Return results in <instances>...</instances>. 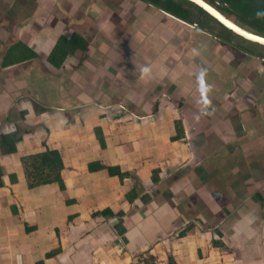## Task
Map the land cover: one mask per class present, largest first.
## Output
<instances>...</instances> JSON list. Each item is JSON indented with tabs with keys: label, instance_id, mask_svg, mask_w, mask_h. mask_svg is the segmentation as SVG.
Returning a JSON list of instances; mask_svg holds the SVG:
<instances>
[{
	"label": "crops",
	"instance_id": "obj_1",
	"mask_svg": "<svg viewBox=\"0 0 264 264\" xmlns=\"http://www.w3.org/2000/svg\"><path fill=\"white\" fill-rule=\"evenodd\" d=\"M74 2L80 9L85 4L86 13H95L98 22L106 23L107 16L116 12L112 29L128 41L125 48L113 53L119 58L116 64L111 60L117 68L115 75L102 78L103 83L113 89L111 95L100 88L94 98L72 101L67 98V81L74 80H68L67 74L58 75L62 66L52 65L53 68L44 70L47 75L40 70L31 73L33 67H30L23 72L26 77L21 74L11 81L16 85L28 83L19 85L20 92H14L11 84L5 87V97H16L17 108L12 107L8 112L9 105L6 108L5 99L0 100L1 111L8 112V116H0V126L4 124L0 134L16 130L21 139L15 153L0 152V264H137L138 258L147 260L149 257L163 262L171 260L172 264H264V190L261 189L263 193L253 190L251 194L256 201L251 202V196L245 195L241 186L247 180L252 181L251 185L264 184L262 134L253 143L249 141L242 146L244 150L252 146L255 151L257 149V169L244 168L245 176L241 175L238 183L216 170L209 173L210 180L206 182L208 178L197 177L200 176L199 162L192 166L196 168L192 172L193 168H181L173 159L176 155V159H182L179 154L184 149L173 150L174 146L176 148L173 143L184 137L171 142V137L168 141L167 135H156L149 126L150 121H177L179 108L164 110L170 98L164 97L168 84L163 85V81L177 88L183 83L180 84L176 76L192 82L191 78L197 77L202 69L207 71L200 67L197 73L193 68L194 57L199 54L195 44L203 40H194V32L196 36L201 31L196 26L177 23L140 0H107L108 5L102 0ZM90 19L89 25L95 30L97 24ZM85 24L88 23L82 21V26ZM185 30L192 33L190 39L183 38ZM180 36L184 39H178L183 49L179 51L181 54L169 51L168 43ZM205 36L215 37L209 33ZM122 54L125 55L121 57ZM208 57L209 53H205L202 58L206 61L201 62L208 63ZM224 57L218 56L219 60ZM89 63L86 70L90 72ZM145 67L150 69L148 74L142 71ZM209 70L212 74L210 65ZM76 73L80 78L84 68ZM208 76L206 74L205 81ZM97 81L98 76L87 87L89 91L97 89ZM196 82L198 84V80ZM39 83L52 86L57 92L50 95L40 91L41 96L36 93ZM30 86L36 95L29 90ZM76 88L80 89L78 85ZM115 88L118 90L114 91ZM176 88L175 94L184 99L187 93ZM189 89L191 92L193 86ZM155 96H160L159 101L155 100L152 105L145 99ZM34 103L48 110H35ZM159 103L162 107H158ZM130 104L134 108L129 107ZM195 109L192 115L194 113L196 132L204 117L201 108ZM11 115L16 118L9 119ZM127 126L131 128L126 130ZM97 129L101 130L105 141L102 148L96 136ZM245 129L246 137L256 135L255 129L249 126ZM129 131L131 134L125 135ZM223 132L224 129L217 127L213 133L221 135ZM45 150H57L61 156L62 188L56 183L27 187L21 159ZM225 150L226 145H214L211 158L214 161L220 155L224 159L231 158L228 152L232 150L228 149L227 154ZM217 163L219 165V161ZM93 165L98 166L97 169ZM103 167L105 169H101ZM107 168H117L120 174L109 175ZM209 169L215 168L211 165ZM155 171L156 182L153 180ZM218 181L229 187L227 194L218 192L215 184ZM202 182L207 183V189ZM197 195L200 198L210 196V199L199 203L195 201ZM224 196L236 202L234 207H230L229 202L218 203L215 211L221 219L213 224L207 220L210 211L214 213L208 201L218 197L223 200ZM244 203L251 206V214L245 213ZM194 219L198 222H193ZM197 226L206 230L198 233Z\"/></svg>",
	"mask_w": 264,
	"mask_h": 264
},
{
	"label": "rangeland",
	"instance_id": "obj_2",
	"mask_svg": "<svg viewBox=\"0 0 264 264\" xmlns=\"http://www.w3.org/2000/svg\"><path fill=\"white\" fill-rule=\"evenodd\" d=\"M69 1L70 0H0V60L4 50L7 47H9L12 43L18 40H22L28 46L33 48L35 52L38 54V57L33 61H29L21 65H15L7 68H0V100L5 99L7 103L6 108H8L9 105V108L7 109L8 112L11 110L12 107L15 109L17 108L15 101L16 97L14 96L10 98L5 97L6 94L5 87L10 86L11 84V86L13 87L12 90L14 92L16 93L17 91L20 92L22 90L21 86L28 83L22 82L16 85L14 82L13 83L10 82L13 81L14 79L20 78L21 74L22 77H26L23 72H25V70L27 69H30V67H33L31 73L38 72V70H40L41 73L47 75V73H45L44 70L47 71L48 67L53 68L51 64L49 65V62L47 60L48 56L52 50V46L56 43V40L59 39L60 37L65 39H70L76 35L77 37L84 39V41L86 42V48L83 51H76L75 54L72 56H68L63 61V63H61L60 67L61 66L62 67L61 69H59L60 71H57L60 72L58 73V75L67 74L68 80H74L73 82L67 81V98H70L72 101H76L77 99L83 97L94 98L97 96V93L100 90V88L102 92H107L108 95L112 92L113 89L111 90L107 84L103 83L102 78L105 77V75H107L109 78L112 75H115L117 68L113 67V65L111 64V60H113L114 62L113 64H116V60H118L119 58H117L116 55H113V53L118 52L119 49L125 48V45L128 41V38H124V36L118 33V31L112 29V27H114L113 24L115 23L114 18L116 16V12L114 14H110L107 16L106 23H103L102 21L98 22L95 13H93L94 16L92 14L86 13L85 4H83V7L80 9L75 6V2H74L75 0L71 1V5L68 4ZM106 1L107 0H102V3L108 5ZM206 1L209 3L211 2L210 0H206ZM220 1H222V4L216 2L214 3L211 2L210 4L235 25H239L242 28H245V30L249 32H253L256 35L264 37V35L256 31L254 27L250 26L251 23H254V25L259 27L260 29L264 28V0H229V1L220 0ZM90 17L97 24L96 28H94L95 30H92L91 26L89 25V23L91 22ZM202 19L203 20L201 21V23L200 21H198L199 23L198 25H196V27L198 26L197 28L201 31L200 33L201 36L200 35L195 36L196 33L194 32V40L195 39L198 40L197 38L203 39L199 42L197 41L195 44L196 51L199 54L195 55L194 57L195 62L193 68H195L197 72L198 71L200 72L201 70L200 69L201 66L199 65V62H201V60L203 62L206 61L205 59L202 58V56L205 53H209V57L207 59L208 65L215 67V65H213V62L210 61L215 58L214 57L215 53L213 52V50H210V48L212 46L217 47L215 41L205 36V34L207 33L202 31L200 28H204L206 31H208L209 35L211 34L212 36L217 35L218 38L227 39L229 41V44L238 47V49L231 48L228 50V47L224 46L220 51L219 54L226 56L225 57L226 63L219 60V58L216 59V63L217 61H220L218 62V66L219 65L233 66L232 74L223 77L217 74L218 70H216V73L215 74L212 73V76L209 77L210 80L206 81L208 85L212 84L211 88L213 86L215 87V89L211 90L213 94L209 98L208 95H210L211 92H208L206 97L200 95L202 99L200 101L201 104L199 105L200 106L202 105L203 107L202 114L204 119L202 120L203 122L198 126V128H196L197 129L196 132L194 131L195 128V126L193 125L194 113L192 115V112L196 111L195 108L198 106L194 104L193 95L194 97L199 96L201 91L200 84L198 83V86L193 92V89L195 88V83L188 82V80L182 81V78L179 77V75L176 76L178 77L179 83L180 84L185 83V84L181 86L176 85L177 88L175 86L170 87L169 83L163 81V85L166 86L168 84V88H167L168 93L164 94V97L168 99L170 98V103L166 105L165 107L166 109L164 110L170 111L173 107L179 108V112L177 114L176 119L177 121L180 122L182 121L181 123L183 126V133H184V139H182V141L173 143L174 145H176V148L174 146L173 150L176 149V151H178L179 147L184 149L179 154V156H183V157L182 159L179 158L176 159L177 156L176 155L173 156V159L175 160V162H177L178 165L180 164L181 168H187L188 166H190V170L199 162L200 165L197 166L200 167V176L197 175L198 178L202 176L208 178L209 173L218 170L220 172H223L224 175H227V178L229 180L234 181V183H238L239 177L241 175L245 176L244 168H246V170L251 169V171L255 170V168L257 169L255 165V161H256L255 152L258 153L257 149L255 151V147L252 146L251 147L252 149L244 150L242 146L249 141L250 144L253 143V140L258 135L262 134L261 138L264 137V109H261V112L253 113V114L263 113V115L261 116L262 119L256 115H253L256 117L253 118L252 122H248L246 121L247 118L250 116L248 110L252 107L253 104L252 105L248 104L246 106H243L244 107L243 109L240 108L241 112L238 113L237 116V111L236 112L234 111L235 107L233 108V106L237 105L238 103L237 101H232L231 103L232 107L230 109L236 115L235 118V115H231L230 109L224 110L221 109V106H218L221 100L220 99L221 97L218 95V88L224 87L225 85L230 86L234 83H236L237 86H241L240 83L242 81L236 75L244 74V72L242 71L243 68L246 69L247 72L248 71L247 66H255V68L252 67L254 69L251 70L250 69L251 67H249L250 70L248 71L246 78H248L249 80L253 79L255 81L256 77L254 75H258L261 72L262 78H260V80L261 79L264 80V72L263 71L257 72V66L259 65V63L252 62V60H249V58L247 59L246 56H243L241 54V50H240V48H242V50L245 51H249L252 53L254 52L259 55H264V47L251 43L244 39H240L227 32H224L221 28H218L217 24L214 21L207 20L205 19V17ZM82 21H86L88 24L82 26ZM101 30H104V32L101 33L100 32ZM191 36L192 33L187 32L185 30V34L183 38L190 39ZM183 38H181L180 36L177 39H172V41L168 43L169 51H173L178 54L179 51L183 50L180 46L181 42L178 40ZM202 42L204 43L202 44ZM179 53L181 54V52ZM125 54H122L120 56L123 57V55ZM93 55H96L97 58L96 59L93 58ZM235 57L237 58L241 57V58L237 60ZM89 61H90L89 65L92 70L90 72L86 70ZM238 63L243 64V66L236 67ZM120 64L122 65V63ZM81 65L83 67H80ZM106 66H109V70L107 71H105ZM83 68H84V74L79 78V75L78 73H76V71ZM99 71H102L104 73H99ZM206 74L211 75L208 68ZM97 76H98L97 89H95L94 92L89 91L87 87L92 81H94V78H97ZM212 80H215L214 84L211 83ZM191 81H197V77H195L194 79L192 78ZM20 84L21 86H19ZM85 84L87 85L86 87ZM77 85L80 87V89L76 88ZM190 85L193 86L191 92L189 91ZM105 87L110 90L105 89ZM175 88L181 93H187L185 97L184 95H182L184 99H182L181 96L175 94V91H173L175 90ZM36 89H38L36 93H41L40 91L42 92L45 91V93L52 95L54 92H57L56 89L52 88V86H49L45 83H39L36 86ZM29 90L31 91V86L29 87ZM116 90L118 89L115 88L114 91ZM36 93L32 92L33 95H36ZM142 95L144 96V94ZM41 96H43V94ZM159 97L155 96L153 97L154 99L151 98H145V99L148 100V103L152 105V103H154L155 100L159 101ZM164 97L162 95V98ZM206 99H209L211 101V104L207 107H205ZM259 101L264 106V95L262 93L259 95ZM129 107L134 108L133 104H130ZM158 107H162V104L159 103ZM218 109L222 111H219ZM7 113L5 111H1L0 108V116L7 115ZM134 114L137 117L141 116L140 114H136V113ZM13 115L9 116V119L14 120L16 116ZM132 116H134L133 113H131V118H134ZM132 120L135 121L134 119ZM156 121L155 122L150 121L151 125H149L151 126V128L153 127L152 129L154 130V134L156 135L160 134L159 136L167 135L169 141V138L174 136L176 133L175 131L176 121L174 120L168 122L163 121L159 123H157ZM187 123H189L190 125H188ZM3 125L4 124H2V126ZM122 125L124 126L123 123ZM216 125L218 128L224 129L225 133L223 132L221 134L222 136L213 133L216 132L217 129ZM2 126H0V128H2ZM136 126L139 125H132L131 127L136 128ZM247 126H249L250 129H255L256 135L246 137L245 128H247ZM131 127L127 126L126 130L130 129ZM130 134L131 131L127 132L125 135H130ZM214 145H218V146L226 145L227 151L228 149L232 150L231 153L228 152L229 157L231 156L232 157L228 158L227 156V158L224 159L220 155V157L214 161V158H211L212 157L211 151L212 148H214ZM227 151L225 150L226 154ZM243 151L245 152L242 153ZM168 158L172 159V156H169ZM218 161H219V165L217 163ZM188 163L189 165H187ZM211 165H213L215 169H209ZM195 169L196 168H193L192 172ZM239 169L242 170V172H240ZM256 179H259V177H257ZM208 180L210 179L208 178L206 182ZM206 182L201 183L205 185L204 186L205 189H207ZM219 182L221 181L215 182L218 192H220L221 195L227 194V190L229 189V187H225L224 184L220 185ZM250 183H252V181ZM250 183L247 180L246 183H244V185L241 186L242 189L245 190L244 191L246 193L245 195L251 196V198H249L250 201L255 202L256 197H254L253 194H251V192L253 190L259 189V192L261 193L264 190V184H259L255 182V184L253 183L251 185ZM232 186L234 189V185ZM254 187L256 188L254 189ZM224 197H222V199ZM226 197L223 200H220L218 197L216 200L214 199V201H212V199L208 201L209 207L213 208L214 211L213 213L211 210L210 213L207 215L208 221L214 222L213 224H215L218 223L219 219H221V216L216 214L218 213V211H215V208L216 206H218V203L229 202L230 207H234L233 204L234 202H236L235 199L226 198ZM209 199L210 196L200 198V196L198 197L197 195L195 201L201 203L202 201H207ZM243 206L245 213L249 212L251 214L250 212V210L252 209L251 206L249 204L245 205V203L243 204ZM185 208L187 209L186 211L189 212L188 210L189 208L187 207ZM193 222L197 223L198 220L194 219ZM222 222L223 220L220 221L219 223ZM197 229H198V233H200L203 230H206L199 226H197ZM161 256L165 258V255H161Z\"/></svg>",
	"mask_w": 264,
	"mask_h": 264
},
{
	"label": "trees",
	"instance_id": "obj_3",
	"mask_svg": "<svg viewBox=\"0 0 264 264\" xmlns=\"http://www.w3.org/2000/svg\"><path fill=\"white\" fill-rule=\"evenodd\" d=\"M140 1L190 26L198 25L199 23L198 21H200L201 23V21L203 20L202 18L204 17L207 20L213 21L211 18L206 16L204 12H202L200 9L183 0H140ZM210 1L212 3L216 2L222 4V1L220 0H210ZM217 26L218 28H221L224 32H227L218 24ZM250 26L254 27L256 31L264 35V28H261L262 29L261 32V29L255 26L254 23H251ZM200 29L206 32L204 28H200ZM85 48H86V42L84 41V39H81L76 35L70 39H65L60 37L59 39L56 40V43L53 45L47 60L52 66H55L57 68L60 67L61 63H63V61L68 56L73 55L77 50L83 51ZM232 48H238V47L232 46ZM37 57L38 54L35 52L34 49L26 45L23 41L18 40L12 43L9 47H7L4 50L0 60V68H7L18 64H23L29 61H33ZM33 107L35 110L39 108L42 111L48 110L46 106L43 107L42 105L39 104H35ZM100 131H101L100 129L96 130V136L99 141V145L102 148L105 145V141ZM175 131H176L175 135L170 138L171 142L179 141L184 137L183 126L180 121H176ZM20 139L21 137L16 130H13L8 134H0V152L2 154L15 153L16 144ZM21 163L23 165L25 180L27 182L28 188L40 187L53 183L58 184L62 188L63 182L61 178V170L63 169V161L57 150H45L42 153L24 156L21 159ZM97 167L98 166H96L95 168L97 169ZM101 169H105V168L103 167ZM116 169L117 168H107L109 175H113L115 173L119 175L120 173L117 172ZM153 173L155 174L153 180L154 182H156L158 178L157 171ZM53 253H55V251ZM153 260H154L153 257H149L147 260L144 259V261L148 262L149 264H152ZM165 264H172V262L171 260H167Z\"/></svg>",
	"mask_w": 264,
	"mask_h": 264
},
{
	"label": "water",
	"instance_id": "obj_4",
	"mask_svg": "<svg viewBox=\"0 0 264 264\" xmlns=\"http://www.w3.org/2000/svg\"><path fill=\"white\" fill-rule=\"evenodd\" d=\"M183 1H185V2H187V3H189V4H191V5H193V6H195V7H197L198 9H200L202 12H204V14L206 15V16H208L209 18H211L213 21H215L220 27H222L224 30H226L227 32H229L231 35H233V36H236V37H238V38H240V39H244V40H246V41H249V42H251V43H254V44H257V45H260V46H263L264 47V37H262V36H259V35H256V34H253V33H251V32H249V31H247V30H245L244 28H242V27H240V26H237V25H235L234 23H232L231 21H229L224 15H222L216 8H214L212 5H210L209 3H207L205 0H183ZM165 15H167L170 19H173L174 21H176L177 23H179V24H182V25H186V26H188V27H192V26H190V25H188V24H186V23H184V22H182V21H179V20H177V19H175V18H173L172 16H169L168 14H165ZM193 28V27H192ZM213 41H215L216 43H217V47L215 48V47H211L210 48V50H213V52L215 53L214 55V57H216V58H218V56H223L222 54H219L220 53V51L222 50V48L224 47L223 46V44H221L220 42H218L217 40H215V39H212ZM218 43H220V44H218ZM231 45V44H230ZM232 46V45H231ZM241 54L243 55V56H249L247 53H245V52H241ZM226 57V56H225ZM225 57L224 58H221V60L223 61V62H225L226 60H225ZM251 57H254V58H256L255 57V54H251ZM237 60H239L241 57H235ZM233 60V59H232ZM259 60V59H258ZM226 63V62H225ZM199 65L201 66V67H204V68H208V70H209V65H208V63L206 62L205 63V65H204V63L203 62H199ZM241 65H243V64H237V66L236 67H238V66H240L241 67ZM224 66V70H222L221 71V73L219 72V69L217 68L216 70H218V73L217 74H219L220 76H223V77H226L227 75H229V74H232V69H233V66H228V65H223ZM231 67V68H230ZM210 68H211V66H210ZM216 70H212V72L215 74L216 73ZM210 71V70H209ZM197 72V71H196ZM199 72V71H198ZM197 72V73H198ZM210 76H212V74L210 75L209 74V76H208V79L206 80V81H208V80H210ZM237 76V75H236ZM244 78L245 79H248V78H246L245 76H244ZM192 79V78H191ZM251 80V79H250ZM252 81V80H251ZM192 82H194L195 83V88H194V90L196 89V87L198 86V84H197V82L196 81H192ZM211 83H215V80H212L211 81ZM184 84V83H183ZM210 85H212V84H210ZM232 87V88H231ZM242 86H237V84L236 83H234V84H232V85H230L229 86V89L231 88V93H234V92H237V91H239V90H247V89H245L244 87H242ZM213 89H215V87H213L212 86V88H211V90H213ZM194 90H193V92H194ZM221 90H222V87H219L218 88V92H221ZM230 91V90H229ZM211 92V91H210ZM258 93V92H257ZM213 93L211 92V94L210 95H208V98L209 97H211V95H212ZM200 95H202L203 97H204V95L202 94V92L200 91V94H199V96L198 97H194V95H193V98H194V102L196 103V105L199 107V108H201L202 110H203V107H202V105L200 106L199 104H201V99H202V97H200ZM219 95V94H218ZM220 97H221V95H219ZM241 96V95H240ZM223 99V98H222ZM256 100L255 101H257V100H259V99H257V98H255ZM208 100V99H207ZM219 106H221V109H224V110H226L227 109V106H226V104H225V102H222V100H220V102H219ZM259 118H261L262 119V117H259ZM248 122H252V121H248Z\"/></svg>",
	"mask_w": 264,
	"mask_h": 264
},
{
	"label": "flooded vegetation",
	"instance_id": "obj_5",
	"mask_svg": "<svg viewBox=\"0 0 264 264\" xmlns=\"http://www.w3.org/2000/svg\"><path fill=\"white\" fill-rule=\"evenodd\" d=\"M213 38L215 40H217V41H220V43L222 42L224 46H229V49L232 48V46H230L229 41L227 39H225V40L222 39L221 40L217 36H215ZM240 50H241V52H245V53H247L249 55V56H246L247 59L249 58V60H252V62H258L259 63V65L257 66V72L258 71L259 72L260 71L264 72V55H259V54H256L254 52L252 53V52H249V51H245V50H242V48ZM251 54H255L256 58L251 57ZM218 62H220V61H217V63H216V60H215L213 62V65H215V67L211 66V69L212 70H216L218 68L219 72L221 73V71L224 70V66L223 65H219L218 66ZM242 66L243 65H241V67ZM247 67H248V69H247L248 71L250 69L252 70V69L255 68V66H247ZM249 67H251V68L249 69ZM252 67H254V68H252ZM242 71L244 72V74H237V76L242 81L240 83V85L242 87H244L245 89H247V90H239L237 92L231 93L232 91H231V89L229 91V86L225 85L224 87H222L221 92H218V94L221 95L220 99L224 100L228 110L232 107V105H231L232 101H237L238 104L233 106V108L235 107L234 111L235 112L237 111V115H238V113L241 112V109L244 108L243 106H246L248 104H251V105L253 104L252 107L248 110L249 111L248 113L250 114V116L247 118V119H249L248 121H253L254 117H256V116L261 117L263 115V113L262 114H253V113L254 112H261V109H264L263 104L259 100L255 101L256 100L255 98L259 99V95L261 93L264 95V80H262V79L260 80V78H262L261 72L258 75H254L256 77L255 81L253 79H251L252 81H250L249 79L246 80L244 78V76L245 77L247 76L248 71L246 72V69H244V68L242 69ZM238 100H239V102H238ZM218 110L222 111L220 109H218ZM230 113H231V115H235L234 112H232L231 109H230ZM253 115H256V116H253Z\"/></svg>",
	"mask_w": 264,
	"mask_h": 264
},
{
	"label": "clouds",
	"instance_id": "obj_6",
	"mask_svg": "<svg viewBox=\"0 0 264 264\" xmlns=\"http://www.w3.org/2000/svg\"><path fill=\"white\" fill-rule=\"evenodd\" d=\"M144 74H148L150 72V69L148 67H145L142 69ZM206 76V69H202L199 75L197 76L198 83L201 86L202 94L206 97L207 93L211 91V85H208L205 81ZM211 104L210 100L206 99L205 107L209 106Z\"/></svg>",
	"mask_w": 264,
	"mask_h": 264
},
{
	"label": "built area",
	"instance_id": "obj_7",
	"mask_svg": "<svg viewBox=\"0 0 264 264\" xmlns=\"http://www.w3.org/2000/svg\"><path fill=\"white\" fill-rule=\"evenodd\" d=\"M138 264H149L148 262H145L144 260L142 259H139L137 261ZM152 264H165V262L163 261H160V260H154Z\"/></svg>",
	"mask_w": 264,
	"mask_h": 264
}]
</instances>
